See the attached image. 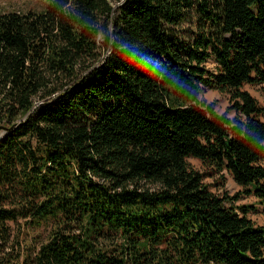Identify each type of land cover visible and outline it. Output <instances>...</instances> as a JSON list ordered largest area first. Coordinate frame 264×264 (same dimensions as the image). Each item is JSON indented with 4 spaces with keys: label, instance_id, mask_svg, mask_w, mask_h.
<instances>
[{
    "label": "trees",
    "instance_id": "1",
    "mask_svg": "<svg viewBox=\"0 0 264 264\" xmlns=\"http://www.w3.org/2000/svg\"><path fill=\"white\" fill-rule=\"evenodd\" d=\"M247 84L264 85V0L0 13V264H264L258 206L238 204L254 195L264 214V107ZM227 174L235 195L205 182Z\"/></svg>",
    "mask_w": 264,
    "mask_h": 264
},
{
    "label": "rangeland",
    "instance_id": "2",
    "mask_svg": "<svg viewBox=\"0 0 264 264\" xmlns=\"http://www.w3.org/2000/svg\"><path fill=\"white\" fill-rule=\"evenodd\" d=\"M48 3V0H0V13H6L10 11H18L21 13H26L28 11H34L39 12L46 8V5ZM119 3H117L118 5ZM209 67H214V62L211 60L209 62ZM245 90H248L255 98H257L258 102L261 106L264 107V85H257L253 86L250 84H247L244 86ZM203 98L207 99L208 101L215 102L216 103V110L221 113L225 114L227 113L229 117H234L235 112L229 111L230 107V99L227 94L220 93L218 91L204 88L202 92ZM41 103L40 100L37 101V106H39ZM264 119V117H263ZM2 136V132H1ZM189 163L194 169H197L201 172H204V166L198 159L189 158ZM205 182H207L210 185V188L212 191H214L216 194L222 195L225 192H228L230 195H235L238 193L241 189V187L234 181V179L226 175V179L222 181L221 179H217L215 177H207L205 179ZM223 182V183H222ZM255 200L254 195L250 196H243L238 200V204H255L259 205ZM256 209L255 211H251L249 213L250 217L254 221V223L257 226H264V214L261 210ZM28 234V239L34 243L37 242V235H40V240H46L48 231L46 229L43 230H25V235Z\"/></svg>",
    "mask_w": 264,
    "mask_h": 264
},
{
    "label": "crops",
    "instance_id": "3",
    "mask_svg": "<svg viewBox=\"0 0 264 264\" xmlns=\"http://www.w3.org/2000/svg\"><path fill=\"white\" fill-rule=\"evenodd\" d=\"M255 200H257L256 197H255ZM256 202H258V200ZM258 210H261V211L263 210L261 205H259V209Z\"/></svg>",
    "mask_w": 264,
    "mask_h": 264
},
{
    "label": "water",
    "instance_id": "4",
    "mask_svg": "<svg viewBox=\"0 0 264 264\" xmlns=\"http://www.w3.org/2000/svg\"><path fill=\"white\" fill-rule=\"evenodd\" d=\"M4 134L2 133V136H3Z\"/></svg>",
    "mask_w": 264,
    "mask_h": 264
}]
</instances>
